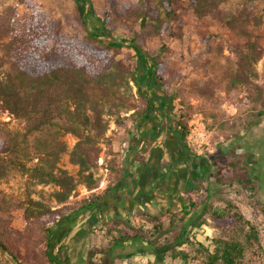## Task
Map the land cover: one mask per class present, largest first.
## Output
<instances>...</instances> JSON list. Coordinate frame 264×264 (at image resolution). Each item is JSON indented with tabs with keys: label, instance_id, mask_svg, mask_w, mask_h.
<instances>
[{
	"label": "rangeland",
	"instance_id": "rangeland-1",
	"mask_svg": "<svg viewBox=\"0 0 264 264\" xmlns=\"http://www.w3.org/2000/svg\"><path fill=\"white\" fill-rule=\"evenodd\" d=\"M90 1L93 14L88 16L87 24H83L80 10L84 11L86 7L78 9L76 0H0V77L9 69V59L2 48L15 33L27 31L36 22L51 24L59 35L79 38L84 37L86 28L103 25L113 37L123 42L121 49L114 54L128 65L135 60L128 46L129 40L134 38L141 50L157 54L163 79L156 82V95L165 93L171 98L166 110H156L153 122L165 121L171 126L170 118L175 122L185 120V140L198 123L204 133L203 140L207 142L200 148V155L195 147L186 146L190 159L180 164L187 170V176L184 183L172 186L180 200L168 207L151 200L124 214L110 210L112 203H105L108 198L118 195L117 184L123 178L130 156L135 154L139 163L143 158L141 149H131L130 143L139 133L137 116L147 97L141 96L128 78L116 85V94L124 103L113 98L100 107L105 126L102 134L96 137L94 129L85 130V134L92 137V144L85 145L92 152L87 171L72 162L68 153L81 147L82 138L72 133L61 136L68 151L60 155L57 165L78 182L64 202H58L54 197L58 190L56 185L32 181L17 169H11L10 174L0 181V189L14 200L30 197L54 210L48 224L53 226L59 245L66 242L72 246L67 251L59 249V245L52 246L64 264H75L74 256L81 254L84 247L99 245L104 240L98 226L91 229L87 223V213L70 219L81 199L102 192L103 219L125 218L133 225L143 223L146 227L150 222L143 213L155 214L167 208L174 211L180 207L181 198L197 204L204 202L208 209L202 217L207 220L212 236L230 225V221L218 220L213 215L214 211L223 213L226 204L230 203L255 225L264 252V116L259 124L246 129L255 111L264 105V0H209L210 6L199 14L194 12L191 0H179V7L167 26H160L159 22L164 15L166 0ZM231 15L234 16L233 24L228 27L226 20L231 19ZM146 88H143L144 94L148 93ZM0 121L10 128L22 127L19 120L1 109ZM157 144L164 146L161 141ZM165 157L161 166L163 164L165 168L163 174L169 175L179 162H173L169 152ZM237 157L258 181L256 193L252 195L234 179L226 164ZM25 162L29 164L31 161ZM87 172L99 181L96 188L87 189L81 182ZM108 185L111 192L103 190ZM185 186L191 187L185 191ZM190 216L195 214L190 213ZM179 224L180 221H176V225ZM11 225L19 231L29 229V243L25 248L33 260L42 258L41 250L45 245L41 231L38 227L30 230L32 223H27L22 208L12 212ZM66 252L72 258L65 259Z\"/></svg>",
	"mask_w": 264,
	"mask_h": 264
},
{
	"label": "trees",
	"instance_id": "trees-1",
	"mask_svg": "<svg viewBox=\"0 0 264 264\" xmlns=\"http://www.w3.org/2000/svg\"><path fill=\"white\" fill-rule=\"evenodd\" d=\"M178 1H165L160 26L169 24L179 7ZM191 1L196 14L210 6L209 0ZM76 2L78 9L86 7L80 15L82 23L87 24L88 16L93 14L91 1ZM233 17L226 20L228 27H232ZM85 31L83 38L59 35L51 24L36 22L27 31L15 33L2 48L9 59V69L0 77V109L19 120L22 127L10 128L0 121V181L11 169H17L32 181L56 185L54 197L58 202H64L78 183L57 165L60 155L68 151L61 136L72 133L82 138L81 147L68 153L72 162L87 171L92 152L85 145L92 144V137L85 130L92 128L94 136H100L105 127L100 107L113 98L124 103L116 94V85L128 78L141 96L146 95L145 106L138 112L139 122H153L156 110H166L171 103L169 95L158 96L154 91L156 82L163 79L157 54L141 50L131 38L128 46L135 60L128 65L115 58L114 52L121 49L123 42L107 28L93 25ZM144 87L147 94L143 93ZM262 116L264 105L255 111L246 129L259 124ZM186 133L187 122L177 119L174 134L185 148ZM25 160L31 162L26 164ZM226 164L249 194L256 193L258 181L249 174L241 158ZM81 182L87 189L99 184L91 172L83 174ZM190 187L185 186L184 190ZM103 190L111 192L112 188L108 185ZM103 198V192L91 194L71 212V220L87 213L91 229L97 225L105 236L99 245L84 247L81 254L77 253L75 264H264L255 225L230 203L223 213H213L218 220L230 221V225L212 236L202 217L208 209L204 202L197 204L181 198L180 207L174 211L167 208L155 214L143 213L150 222L146 227L143 223L133 225L125 218L103 219ZM17 208H22L25 220L32 223L30 230L38 227L41 231L45 246L37 261L30 258L25 248L29 229L19 231L11 225L12 212ZM52 213L54 210L42 201L30 197L14 200L0 189V264H64L54 250L60 240L48 224ZM176 221L180 224L176 225ZM59 247L66 251L72 248L66 242ZM124 247L130 249L123 250ZM67 254L65 259L72 258Z\"/></svg>",
	"mask_w": 264,
	"mask_h": 264
},
{
	"label": "crops",
	"instance_id": "crops-1",
	"mask_svg": "<svg viewBox=\"0 0 264 264\" xmlns=\"http://www.w3.org/2000/svg\"><path fill=\"white\" fill-rule=\"evenodd\" d=\"M137 126L139 133L130 143V147L141 149L142 162H138L140 160L134 157L135 154L130 156L123 178L117 184L118 195L108 198L105 202L112 203L110 210L120 214L134 210L140 204H148L151 200L159 201V205L164 207H168L171 203L177 204L180 197L172 186L184 183V178L187 176V170L181 168L180 163L185 159L189 160L190 156L187 155L186 149H182V144L171 126H167L165 121L160 124L137 122ZM159 141L163 143V147L157 144ZM151 146L154 147L151 148ZM166 152H169L173 162H179L172 168L169 175L163 174L165 168L163 169V164L161 166V163L166 160Z\"/></svg>",
	"mask_w": 264,
	"mask_h": 264
},
{
	"label": "built area",
	"instance_id": "built-area-1",
	"mask_svg": "<svg viewBox=\"0 0 264 264\" xmlns=\"http://www.w3.org/2000/svg\"><path fill=\"white\" fill-rule=\"evenodd\" d=\"M204 133L199 127L198 123H195L193 128L190 130L189 134L186 136L185 144L187 147H195L198 154L200 155V148L203 146V143H207L203 140ZM208 152H211L210 149H207Z\"/></svg>",
	"mask_w": 264,
	"mask_h": 264
},
{
	"label": "flooded vegetation",
	"instance_id": "flooded-vegetation-1",
	"mask_svg": "<svg viewBox=\"0 0 264 264\" xmlns=\"http://www.w3.org/2000/svg\"><path fill=\"white\" fill-rule=\"evenodd\" d=\"M171 123V128H172V131L174 132L175 131V120L173 118H170L169 120V124ZM182 149H186L183 145H182Z\"/></svg>",
	"mask_w": 264,
	"mask_h": 264
}]
</instances>
